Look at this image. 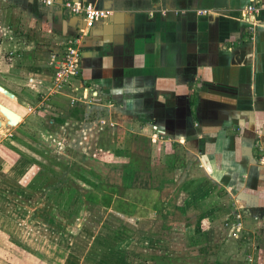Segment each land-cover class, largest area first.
Returning <instances> with one entry per match:
<instances>
[{
	"label": "crops",
	"instance_id": "crops-1",
	"mask_svg": "<svg viewBox=\"0 0 264 264\" xmlns=\"http://www.w3.org/2000/svg\"><path fill=\"white\" fill-rule=\"evenodd\" d=\"M66 1L71 0L46 6L0 0V85L13 94L0 91V103L17 112L19 122L128 125V149L135 143L133 153L150 159L147 168L136 171L132 185L159 188L161 219L177 209L200 208L208 199L217 202L220 193L231 191L249 209L253 200L264 210V0H80L109 13L82 39L84 102L75 105L66 95L47 96L52 56L59 60L84 26L80 15L62 6ZM250 3L258 6L253 30L242 18V8ZM203 9L212 12L199 14ZM10 129L3 128L0 142ZM2 155L0 178L15 184L12 176L22 175L30 163L22 154L10 160ZM82 157L93 164L94 155ZM191 169L198 179L189 178ZM5 205L7 198L0 194V212ZM226 207L221 202L203 209L214 220ZM122 216H115L122 223L110 233L95 232L85 222L73 232L74 223L66 228L51 218L56 221L46 237L54 245L51 257L65 252L51 264H139L129 259ZM136 228L131 230L142 233L143 250H152L154 240L144 234L149 231ZM213 228L210 223L191 240L211 244Z\"/></svg>",
	"mask_w": 264,
	"mask_h": 264
},
{
	"label": "rangeland",
	"instance_id": "rangeland-1",
	"mask_svg": "<svg viewBox=\"0 0 264 264\" xmlns=\"http://www.w3.org/2000/svg\"><path fill=\"white\" fill-rule=\"evenodd\" d=\"M76 98L78 100L74 105L80 101L84 102L80 92L77 93ZM68 102L70 104V101ZM45 119L49 121L50 117L46 115ZM3 127V125L0 127V132H3ZM10 130L11 135H7L0 142V150H2L0 154H3L2 156L7 160L17 154L20 156L22 154L28 159L30 166L22 175L12 176L11 181H16L21 189L16 187V183L10 184L0 178V194L7 198L5 212H0V264H8V262L51 264L50 260L56 262L55 258L60 261L65 256V252L60 249L58 253L55 252L54 259H52L51 246L54 245H51L50 240L46 238L48 237L47 232H49L48 227H55L56 221L59 226H62L60 224L63 223L66 228H68V223H74L76 226H74L73 232L82 227L83 222L95 232L102 230V232L110 233L120 226L122 222L115 217L120 213L110 208L106 209L97 204L90 205V211L84 209L86 201L81 192L74 194L63 191L57 196L50 194V189L44 188L49 184L50 175L49 178L43 177L41 180L42 168L29 159L35 157L43 160L46 166L55 160L67 165L68 168L82 172L87 178L94 181L101 178L106 185L120 187L123 185L124 175H126L124 165H126L128 157L116 155L114 151L116 148H120L122 152L133 153L135 143L130 145V148H133L131 150L128 149V143L124 141L126 139L124 135L131 131L128 125L110 126L109 122H64L63 124L19 122ZM4 134L3 132L1 136L3 137ZM8 144L20 146L22 150L18 149L19 152H14ZM32 148L42 150L44 156H40ZM96 148L105 149V151L94 156L95 159H90L93 162L90 165L82 155L89 152L92 156L94 155L92 150L96 151ZM133 154L134 158L141 157L140 167L145 166L144 162L150 164V159L145 155ZM191 168H194V165ZM90 170L94 172V175L89 173ZM136 171L138 169L134 170L131 184ZM191 172L190 179L199 178L200 175L195 174L193 169ZM174 177L177 178V175ZM144 181L148 183L146 176ZM36 187L42 190L38 191L35 189ZM74 195L78 196L76 202L75 199H72ZM207 196L208 194H205L204 198ZM219 196L217 202L208 199L207 205L204 204L200 208L191 209L192 207L188 206L186 210L184 209L185 211L174 210L167 219L165 217L161 219L160 214L155 210L147 217L122 216L126 219L120 227L121 234L127 237L126 244L130 245V251H128L130 261L132 263L139 262V264H158V262L163 264L164 260H169L170 264H213V262H218V264H264V210H261L253 200L249 202L251 203L249 209L246 202H242V199L234 191H231L229 195L220 193ZM221 202L224 203V207L228 205L223 209L224 215H221L222 213L215 214L216 217L213 215L214 220L211 219L212 216H209L211 211L205 215L203 208H208L209 204L214 209ZM229 207H231L230 210H228ZM201 213H204L201 220L203 231L210 223L214 227L213 231L208 233L210 241H212L209 245L202 244L198 240L195 244L194 240H191L193 236L196 237L194 227ZM53 217L56 221L51 223L49 220ZM102 222L103 225H101ZM71 226H69L70 229ZM131 228L149 231L144 234L154 240L152 250H143L144 242L141 243V239H139L142 233L131 230ZM141 229L139 231H142ZM6 232H10V236H5ZM59 252H64L63 257ZM159 257L165 259L158 260Z\"/></svg>",
	"mask_w": 264,
	"mask_h": 264
},
{
	"label": "trees",
	"instance_id": "trees-1",
	"mask_svg": "<svg viewBox=\"0 0 264 264\" xmlns=\"http://www.w3.org/2000/svg\"><path fill=\"white\" fill-rule=\"evenodd\" d=\"M57 123L63 124L64 122ZM32 149L40 156H44V152L42 150L37 148ZM102 151L103 150L101 149H97L94 156H98V154L102 153ZM114 153L116 155H125L128 157L126 165H124V173H126V175H124V182L120 187H118V185H106L103 182V179L100 178L99 180L97 177L99 176L98 174L96 176L98 180L94 181L90 178H87L82 172H77L71 168H68L67 165L55 160H52V164L47 166L43 160H39L35 157H30L29 160L42 168V174H40L41 180L43 177L49 178L50 175L49 184L44 188L47 190L50 189V194H53V196H56L63 191L74 194L81 192L86 201L85 207L99 204L103 208H110L113 211L130 217H147L152 213L153 210L162 215V203L157 197L159 188H137L133 187L131 184L134 170L140 169V161L142 162L141 157L134 158L135 156L133 153L127 151L122 152L120 148H116ZM144 164L145 168H147L149 165L147 162H144ZM89 173L94 175L92 170H90ZM191 189L186 191L191 192ZM203 217L204 213H201L199 215L198 221L195 224L194 233H202L203 227L201 228V220ZM63 255L64 252L61 253V257H63ZM163 259L165 258H158V260ZM164 261L168 262L169 260ZM165 262L162 263L170 264L169 262ZM22 264L25 263L22 262ZM158 264H161V262H158ZM215 264H218V262H215Z\"/></svg>",
	"mask_w": 264,
	"mask_h": 264
},
{
	"label": "built area",
	"instance_id": "built-area-1",
	"mask_svg": "<svg viewBox=\"0 0 264 264\" xmlns=\"http://www.w3.org/2000/svg\"><path fill=\"white\" fill-rule=\"evenodd\" d=\"M41 2L46 6H51L55 0H35ZM62 6L72 14H78L83 18L84 26L81 28L79 34L64 46L61 58L58 60L52 56L51 63L53 64V72L48 82L47 96H54L57 94L66 95L69 98L70 105H74L77 93L84 87L80 82V60L81 50L80 45L83 37L86 35L87 30L93 24L106 17L108 11L97 8L90 2H82L80 0H71L62 3ZM258 6L255 3L247 4L242 8V18L250 25L253 30L258 24L256 18V11ZM216 11V10H214ZM211 10H199V14H208ZM264 156L261 158L263 160Z\"/></svg>",
	"mask_w": 264,
	"mask_h": 264
},
{
	"label": "water",
	"instance_id": "water-1",
	"mask_svg": "<svg viewBox=\"0 0 264 264\" xmlns=\"http://www.w3.org/2000/svg\"><path fill=\"white\" fill-rule=\"evenodd\" d=\"M0 91L6 93L9 96H13L12 93L8 92L0 85ZM20 115L4 104L0 103V127L3 125V128H12L19 123ZM1 129V128H0ZM3 132H0V136Z\"/></svg>",
	"mask_w": 264,
	"mask_h": 264
}]
</instances>
